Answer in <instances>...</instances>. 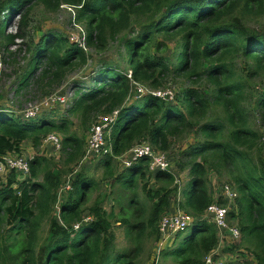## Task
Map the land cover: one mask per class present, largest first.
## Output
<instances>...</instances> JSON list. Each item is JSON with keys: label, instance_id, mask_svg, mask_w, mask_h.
<instances>
[{"label": "trees", "instance_id": "obj_1", "mask_svg": "<svg viewBox=\"0 0 264 264\" xmlns=\"http://www.w3.org/2000/svg\"><path fill=\"white\" fill-rule=\"evenodd\" d=\"M33 2L46 11H54L60 3L70 5L73 20L82 25L85 45L93 49L104 48L126 32L120 46L128 68L102 61L86 80H72L69 87L75 95L64 111L82 127L97 114L117 111L104 135L110 152L98 154L96 161L113 196L108 210L98 201L85 205L97 184L78 171L66 196L57 201L62 168L36 153L40 142L50 132L59 133L61 166H66L83 156V138L70 132L63 115L17 119L3 112L0 155H21L24 141L36 154L28 159L24 177L10 172L4 181L0 178V264H138L142 237L158 239V221L176 192L175 177L170 170L148 171L145 156L113 174V158L143 141L165 151L170 137L193 130L200 138L178 153L188 179L179 191L182 199L176 202V209L190 220L183 232L175 234L179 238L173 246L159 250L161 255L175 264H202L203 256L216 248V229L202 217L212 202L206 183L213 171L224 175L235 192V208L228 210L227 218L235 222L240 244L223 245L227 254L239 248L226 264H264V0H0L3 55L4 51L12 57L8 47L19 36L3 33L4 21L15 16L18 28L27 29ZM158 36L177 37L172 60L155 53L165 48ZM152 45L155 49L150 52ZM31 50L15 92L31 83L39 90L58 85L87 58L76 43L53 32L40 34ZM167 75L203 81L206 91L180 88L172 100L147 93L130 95L132 82L155 89ZM255 81L258 87L251 99L249 88ZM216 111L219 114L213 116ZM44 221L48 239L38 246L37 232ZM116 223L123 227L131 248H114Z\"/></svg>", "mask_w": 264, "mask_h": 264}, {"label": "rangeland", "instance_id": "obj_2", "mask_svg": "<svg viewBox=\"0 0 264 264\" xmlns=\"http://www.w3.org/2000/svg\"><path fill=\"white\" fill-rule=\"evenodd\" d=\"M70 5L60 3L58 7L54 11H46L43 8V5L39 2H33L30 4V9L27 18V29L26 28H18V19L15 16H9L7 22L4 21L3 33L10 34H19V36L14 38L15 45H10L8 47L9 52H13L12 57L8 56L7 53L2 54V45L3 42L0 41V114L7 113L16 117L17 119H37L42 115H48L49 117H53V119H58L59 117L66 116L69 120V130L82 137L84 140V154L83 156L76 162L66 166H61V150H55L51 147V144L48 142H43V139L40 142V145L37 150V154L42 155L44 158H52L53 161H50V165H56V167H61L62 171H60L61 178L63 179L62 185L57 190V201H60L63 197L66 196L67 190L70 188V180L77 174L78 171H83V174L86 176H91L96 181V189L89 193L88 198L86 200V204L88 205L93 201H98L101 205L108 210L111 205V197L113 194H109L108 188V179L107 176L102 177L103 168L100 165H96V161L99 158L98 154L85 152V145L89 135V127L93 123L94 119L98 115L93 116L90 119V122L86 127L79 126L77 123V119L74 115H66L65 109L69 107L71 99L74 97L75 93L69 87V84L72 80H86L90 71L94 68L100 67V63L102 61H110L113 65H116L118 69L128 68L123 61V50L120 46V41L126 32H122L119 34L116 41H108L104 48L102 49H93L91 47H87L85 45L84 52L86 53V61L81 66H76L69 70L64 76L58 85L51 86L49 88H44V90L36 89L34 85L30 84L25 90L17 91L16 84L23 73L24 69H26V62L28 61L29 56L31 55V43L37 41L40 34L44 33H57L59 35H63L72 43L78 40L81 37L82 25L76 23L73 20V11ZM6 16H8L6 14ZM74 24L76 26H74ZM157 42L162 41L165 48L163 51L158 52L155 50V53L161 54L165 57H168L170 60L175 56L176 53V44L177 37H169L167 39H163L161 36L157 37ZM156 42V40H155ZM155 45L150 47V52L154 51ZM192 81V80H191ZM187 79L167 75L162 83L155 89L147 88L144 85H140L142 89H150L156 90L160 93H164L165 97L168 95L173 96V94L179 93L180 88L185 87H195L199 88L202 91H206V86L203 81L191 82ZM31 82V81H30ZM131 83V82H130ZM264 83V80L262 81ZM129 92L130 95L135 94L136 85L131 84ZM57 87V88H56ZM258 87V82H251L249 92L250 98L252 99L255 95V90ZM144 89V90H145ZM137 91V90H136ZM63 94L68 97L67 103L62 106L56 105L55 102L51 101L55 96ZM142 95V94H141ZM140 95V96H141ZM136 97V96H135ZM139 97V96H138ZM170 97V98H171ZM169 98V97H168ZM26 111L31 112L32 115H26ZM212 112V115H217ZM251 127L256 128L257 124L252 123ZM57 133V132H50ZM108 134V133H107ZM57 135H60L57 133ZM200 138L199 134H197L194 130L183 134L179 138L170 137V143L167 150L162 151L168 161V170L174 173V177L176 182H172V185L176 186V192L174 196H170V206L166 213H175L176 202L181 200L180 190L184 188V185L188 179L187 174V166L184 164V158L179 157L178 153L181 150H184L188 147L189 144L193 143L195 140ZM13 154L14 152H7ZM33 149L27 141L22 142L21 144V155L30 158L32 155H35ZM120 158L114 157L112 163V173L116 174L120 172L126 164L127 154L123 153L120 155ZM178 161V163H176ZM180 164V165H179ZM67 168H70L71 171L66 172ZM2 181L5 180V175H0ZM228 179L224 176H216V174L211 171L207 175V187L209 189L212 201L223 199L219 196V187L222 184H228ZM176 183L177 185H175ZM150 184L154 186V182L150 180ZM138 193V192H137ZM139 194V193H138ZM140 195V194H139ZM235 195V192H234ZM141 197V195L139 196ZM146 206L148 203L145 202ZM230 208H235V202L232 200L229 204ZM57 206V202L56 205ZM114 211H116V207H114ZM163 215V214H162ZM85 219V214H84ZM227 222L230 225L236 226L235 222L227 218ZM237 227V226H236ZM112 230L114 233V248L117 251H124L127 248H131L132 242H130L128 238L124 236L123 227L118 223L112 226ZM184 230V229H183ZM183 230L179 232H183ZM217 230V229H216ZM217 240L222 243H226V245H233L239 242L240 238H238L237 242H233L229 235L219 234L216 231ZM175 237V235H174ZM172 241L167 244L164 248L173 246L178 238L177 235ZM37 245L45 244L48 239L47 233V221H44L38 232H37ZM156 243L157 239L153 241L150 237H142L140 242V250L136 255L135 260L138 264H175L173 260L169 257H164L161 255L159 251L156 253ZM240 244V242H239ZM242 248L241 246H239ZM239 248H233L230 253H236ZM222 253V252H221ZM234 255L224 257V261L227 262V259H233ZM230 259L228 261H230Z\"/></svg>", "mask_w": 264, "mask_h": 264}, {"label": "built area", "instance_id": "obj_3", "mask_svg": "<svg viewBox=\"0 0 264 264\" xmlns=\"http://www.w3.org/2000/svg\"><path fill=\"white\" fill-rule=\"evenodd\" d=\"M74 26H76L74 24ZM70 41V40H69ZM74 43V42H73ZM77 46L83 51L85 50V42L83 37V32H81V37L75 41ZM126 76H129L126 74ZM136 85L134 96L138 97L141 94L147 93L156 97L164 98L167 100H172L173 96L168 95L165 97L164 93H160L156 90L142 89L139 84L132 82ZM137 90V91H136ZM171 97V98H170ZM68 97L63 94L55 96L51 101L55 102L56 105L62 106L68 101ZM117 111H113L110 114L98 115L91 126L89 127V135L85 145V152L104 154L110 152V147L104 145V135L109 132L110 125ZM26 115H32L31 112L26 111ZM48 142L51 147L55 150L60 149V138L55 133H48L44 138L43 142ZM125 154H127L126 164L130 161L136 160L141 156L148 158V171L154 172L156 170H168V161L166 155L161 151L154 150L147 142H139L134 144L130 149H128ZM118 156L117 158H120ZM28 157L23 155L8 154L4 153L0 155V175L7 176L10 172H15L24 177L28 172ZM174 182L176 180L174 179ZM219 196L223 199L224 203H218L217 200L210 202L206 207L202 217L207 218L211 221L217 229L219 234H228L233 242H236L240 236L238 228L234 225H230L227 222V213L229 210V204L234 198V191L228 184H222L219 187ZM175 213L163 214L158 221L159 236L156 243V253L160 249H163L167 244L172 241V238L176 233L183 230L188 223L189 216L182 211L176 209ZM85 217L84 220H87ZM231 256L229 254L217 252L216 249L210 250L202 258V264H226L224 257ZM230 259V258H228ZM227 259V261H228ZM232 260V259H230Z\"/></svg>", "mask_w": 264, "mask_h": 264}, {"label": "crops", "instance_id": "obj_4", "mask_svg": "<svg viewBox=\"0 0 264 264\" xmlns=\"http://www.w3.org/2000/svg\"><path fill=\"white\" fill-rule=\"evenodd\" d=\"M223 245H226V243H225V244L222 243V242H221V239H220V241L218 240L217 246H216V248H215L216 251H217V252H220V253H221L222 251H224L225 248H223V247H224ZM222 249H223V250H222ZM221 254H222V253H221ZM226 254H227V253H226ZM229 254L232 255L233 253H229ZM228 260H229V259H228Z\"/></svg>", "mask_w": 264, "mask_h": 264}]
</instances>
